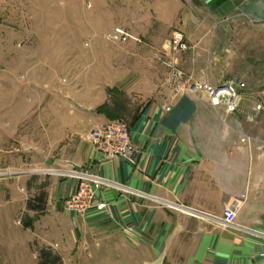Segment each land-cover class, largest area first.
Returning <instances> with one entry per match:
<instances>
[{"label":"rangeland","instance_id":"1","mask_svg":"<svg viewBox=\"0 0 264 264\" xmlns=\"http://www.w3.org/2000/svg\"><path fill=\"white\" fill-rule=\"evenodd\" d=\"M188 1L0 0V264H116L109 262L114 249L91 242L69 249L65 263L44 223L35 228L47 208L48 177L65 168L62 124L89 121L91 101L104 98L95 114L129 122L151 96L187 92L195 81L243 82L241 97L261 83L264 21L247 13L217 19ZM173 16V26L153 24ZM113 26L136 39L106 38ZM177 31L185 51L167 45Z\"/></svg>","mask_w":264,"mask_h":264},{"label":"crops","instance_id":"2","mask_svg":"<svg viewBox=\"0 0 264 264\" xmlns=\"http://www.w3.org/2000/svg\"><path fill=\"white\" fill-rule=\"evenodd\" d=\"M188 3L205 7L217 19L247 13L264 21V0ZM180 8L176 1L173 15ZM153 24L173 26L174 16ZM260 82L243 91L233 113L213 107L202 93L151 96L129 120L138 149L133 164L123 157L100 160L88 134L108 118L94 111L104 98L91 101L86 110L95 115L89 121L70 118L62 124L65 168L50 173L47 208L35 228L44 223L65 263L69 249L91 242L114 249L109 262L116 264H264L259 254L264 248V77ZM251 98L259 99L260 109ZM245 136L249 143L240 142ZM71 171L111 182L96 190L93 206L83 215L64 208L79 182ZM236 195L242 198L234 224L223 226V207ZM98 203L104 206L99 209Z\"/></svg>","mask_w":264,"mask_h":264},{"label":"built area","instance_id":"3","mask_svg":"<svg viewBox=\"0 0 264 264\" xmlns=\"http://www.w3.org/2000/svg\"><path fill=\"white\" fill-rule=\"evenodd\" d=\"M104 36L114 41H127L130 38L136 39L119 26L111 27ZM167 45L178 51H185L188 48L182 32L179 31L172 34ZM243 87V82L210 83L207 81H195L188 84L185 91L202 93L208 98L213 107H221L226 111L233 113L238 109ZM260 107V103L255 105V109H260ZM88 138L94 150L99 154L101 161L123 157L130 163H135L138 149L131 140L129 122L125 119L112 118L106 120L103 124L94 127L89 132ZM240 142L249 143V139L242 137ZM69 174L75 175L79 182L75 192L64 199V208L77 213L85 212L88 208L92 207V199L95 196L96 190L102 185L111 183L81 171H71ZM240 198H242V195H236L232 201L223 207L220 220V223L223 226H231L234 224L240 204ZM103 206V203L96 204V207L99 209ZM259 254L264 259V248Z\"/></svg>","mask_w":264,"mask_h":264},{"label":"trees","instance_id":"4","mask_svg":"<svg viewBox=\"0 0 264 264\" xmlns=\"http://www.w3.org/2000/svg\"><path fill=\"white\" fill-rule=\"evenodd\" d=\"M102 109V108H101Z\"/></svg>","mask_w":264,"mask_h":264}]
</instances>
